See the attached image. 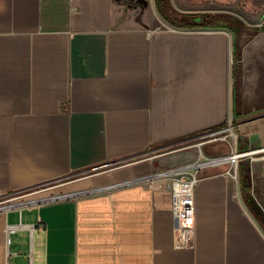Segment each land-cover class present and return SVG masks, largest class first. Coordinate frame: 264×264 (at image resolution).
<instances>
[{"label": "crops", "instance_id": "1", "mask_svg": "<svg viewBox=\"0 0 264 264\" xmlns=\"http://www.w3.org/2000/svg\"><path fill=\"white\" fill-rule=\"evenodd\" d=\"M198 3L0 0V264H264V150L194 170L191 246L151 174L193 159L132 158L229 124L264 147V23Z\"/></svg>", "mask_w": 264, "mask_h": 264}, {"label": "built area", "instance_id": "2", "mask_svg": "<svg viewBox=\"0 0 264 264\" xmlns=\"http://www.w3.org/2000/svg\"><path fill=\"white\" fill-rule=\"evenodd\" d=\"M232 127V124L226 125L224 127H219L209 130L206 134L211 136L209 140L217 139L218 137L226 139V134L228 128ZM219 135V136H218ZM264 150L262 147H255L252 149H247L244 151H238V156L236 157L235 162L232 160H220L222 156H228L232 154L223 153L216 155H209L203 158H199L196 161L179 165L176 167L168 168L163 171L167 172L159 176H167L169 183L168 188L171 193V213L172 216L177 220V226L175 230L176 235V244L179 246H191L190 239V230L193 222V187L196 182V175L194 170L198 167L215 165L225 162H230V167L227 172L234 178L238 177V168L239 160L241 157L251 155L255 151ZM21 193H2L0 192V209L6 211L9 207L12 206L13 199L19 196ZM186 216L188 220H186ZM22 224H11L9 225L10 229L18 227Z\"/></svg>", "mask_w": 264, "mask_h": 264}, {"label": "rangeland", "instance_id": "3", "mask_svg": "<svg viewBox=\"0 0 264 264\" xmlns=\"http://www.w3.org/2000/svg\"><path fill=\"white\" fill-rule=\"evenodd\" d=\"M184 2L190 7L198 6L199 4L198 0H192L191 3H188V0H184ZM208 2L210 4L211 1L208 0ZM211 4L223 6L225 9L238 13L245 23L251 25L249 32L254 30V25H262L264 23V0H212ZM208 132L205 131L190 137H184L163 147H151L147 151L137 153L132 158H146L153 159V161L163 158L168 162L180 164L192 159L196 161L199 158H203V156L230 153L231 142L236 138V130L233 126L229 127L227 132L222 133L226 134V139L218 137L217 139L209 140L212 137L206 135ZM187 149L190 152L183 154ZM237 151L240 150L238 149ZM113 164L115 163L105 167Z\"/></svg>", "mask_w": 264, "mask_h": 264}, {"label": "trees", "instance_id": "4", "mask_svg": "<svg viewBox=\"0 0 264 264\" xmlns=\"http://www.w3.org/2000/svg\"><path fill=\"white\" fill-rule=\"evenodd\" d=\"M155 5H156V8L159 11V13L163 17H166L165 12H164V7L166 6V0H155ZM238 165H239V168H242V169H244L245 167H247V165L244 164V163H242L241 160H239V164ZM242 188H243V193H244L245 201L247 202V204L249 205V207L252 209V203L254 201H256V200L254 199L253 195L251 194L250 186H249V183H247L246 178L243 181ZM255 215L260 219V217L256 213H255ZM261 222L264 224V222L262 220H261Z\"/></svg>", "mask_w": 264, "mask_h": 264}, {"label": "water", "instance_id": "5", "mask_svg": "<svg viewBox=\"0 0 264 264\" xmlns=\"http://www.w3.org/2000/svg\"><path fill=\"white\" fill-rule=\"evenodd\" d=\"M255 148V147H254ZM215 167H221L225 170H228V168L230 167V163L229 162H225V163H220V164H216ZM167 172L165 171H160L158 173H153L151 174L152 176H158V175H162V174H165ZM150 175V176H151ZM252 210L260 217V219L264 222V211L263 209L261 208V206L256 202L254 201L252 203Z\"/></svg>", "mask_w": 264, "mask_h": 264}, {"label": "bare ground", "instance_id": "6", "mask_svg": "<svg viewBox=\"0 0 264 264\" xmlns=\"http://www.w3.org/2000/svg\"><path fill=\"white\" fill-rule=\"evenodd\" d=\"M262 148L264 149V147H262ZM238 154H239L238 152H235V153H232V154H230L228 156H222V157L217 158V159H220V160H232L233 162H235L236 157L238 156ZM185 219L188 220V217L186 216Z\"/></svg>", "mask_w": 264, "mask_h": 264}]
</instances>
